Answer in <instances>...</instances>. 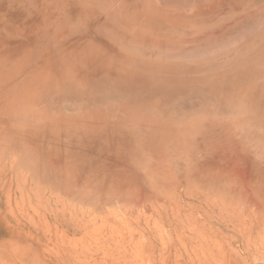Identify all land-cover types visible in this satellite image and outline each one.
<instances>
[{"label":"rangeland","instance_id":"obj_1","mask_svg":"<svg viewBox=\"0 0 264 264\" xmlns=\"http://www.w3.org/2000/svg\"><path fill=\"white\" fill-rule=\"evenodd\" d=\"M263 11L0 0V264H264Z\"/></svg>","mask_w":264,"mask_h":264},{"label":"crops","instance_id":"obj_2","mask_svg":"<svg viewBox=\"0 0 264 264\" xmlns=\"http://www.w3.org/2000/svg\"><path fill=\"white\" fill-rule=\"evenodd\" d=\"M262 9L261 8H254V9H250V8H247V9H241V10H238V11H248V13H251L252 14V16L255 14V13H259V11H261ZM254 11H255V13H254ZM254 17V16H253ZM166 22H164L163 23V25L162 26H164V24H165ZM168 24H170V23H168ZM243 25V24H242ZM239 26H241V25H239ZM187 34V33H186ZM185 34V35H186ZM183 36V37H181V38H170L171 39V41H178V42H181V43H183L184 42V40H185V38H186V36Z\"/></svg>","mask_w":264,"mask_h":264},{"label":"bare ground","instance_id":"obj_3","mask_svg":"<svg viewBox=\"0 0 264 264\" xmlns=\"http://www.w3.org/2000/svg\"><path fill=\"white\" fill-rule=\"evenodd\" d=\"M178 5H179V4H178ZM182 5H183V4H182ZM182 5H181V6H182ZM162 9H163V8H162ZM251 10H252V9H251ZM263 12H264V11H263ZM254 13H255V11H254ZM248 14H250V13H248ZM256 14H258V13H255L253 16H256ZM251 16H252V15H251ZM212 18H213V17H212ZM256 18H257V17H256ZM241 20H242V19H241ZM241 20H240V21H241ZM234 21H235V20H234ZM243 21H245V19H244ZM243 21H241V22H243ZM254 21H255V19H254ZM249 22H250V21H249ZM249 22H248V23H249ZM251 22H252V21H251ZM231 23H232V22H231ZM236 23H237V22H236ZM238 23H239V22H238ZM259 23H260V22H259ZM259 23H258V24H259ZM239 24H240V23H239ZM258 24H257L256 26H258ZM157 25H158V24H157ZM227 26L229 27V24H227ZM227 26H226V27H227ZM232 26H234V24H233ZM249 26H250V25H249ZM254 26H255V25H254ZM226 27H225L224 29L227 30L228 28H226ZM230 27H231V26H230ZM257 28H259V27H256V29H257ZM224 29H223V30H224ZM239 29H240V28H239ZM228 30H229V29H228ZM240 30H241V29H240ZM242 30H243V29H242ZM213 33H214V32H213ZM213 33H212V34H213ZM222 33H223V32H222ZM222 33H221V34H222ZM224 33H226V31H224ZM231 33H232V32H231ZM227 34H228V33H227ZM222 35H224V34H222ZM230 35H231V34H230ZM231 36H232V35H231ZM242 36H243V34H242ZM244 36H246V35H244ZM203 37H204V36H203ZM206 37H208V36H206ZM206 37H205V38H206ZM195 38H197V40H198V37H195ZM195 38H194V39H195ZM200 39H201V36H200ZM206 39H207V38H206ZM195 40H196V39H195ZM195 40H194V41H195ZM198 42H199V41H198ZM180 46H181V45H180ZM226 47H227V46H226ZM212 49H214V48H212ZM197 55H198V54H197Z\"/></svg>","mask_w":264,"mask_h":264}]
</instances>
